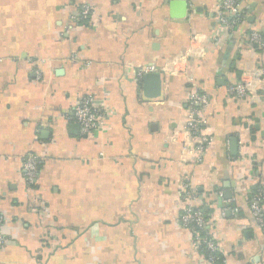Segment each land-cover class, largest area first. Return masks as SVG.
Wrapping results in <instances>:
<instances>
[{
  "label": "crops",
  "instance_id": "1",
  "mask_svg": "<svg viewBox=\"0 0 264 264\" xmlns=\"http://www.w3.org/2000/svg\"><path fill=\"white\" fill-rule=\"evenodd\" d=\"M82 6L93 13L75 20ZM222 11V0H0V264H208L180 221L183 180L224 263L264 264L251 211L264 188V45L249 39L264 37V0H237L232 30ZM150 66L156 97L139 72ZM239 80L253 90L243 98L226 91ZM197 91L212 142L195 162L183 144ZM88 96L102 117L82 134L72 113ZM28 154L41 159L30 186Z\"/></svg>",
  "mask_w": 264,
  "mask_h": 264
},
{
  "label": "built area",
  "instance_id": "2",
  "mask_svg": "<svg viewBox=\"0 0 264 264\" xmlns=\"http://www.w3.org/2000/svg\"><path fill=\"white\" fill-rule=\"evenodd\" d=\"M237 7V0H222V13L219 15L220 23L228 30H232L240 22L241 15L235 13ZM93 10L89 6H82L76 12L75 20L88 19ZM250 41L259 45H264V37L259 32H252L249 36ZM155 71V68L145 67L140 69V74ZM228 94L238 98H243L248 92L253 91L251 82L239 80L233 84H229L226 87ZM190 112L187 122V129L189 133L195 136L194 139L185 141L183 144V154H187L189 157L195 158V162L201 160V155L204 148L212 142V137L205 134H200V128L202 120L200 117V106L207 103V96L202 92H193L189 98ZM102 117V111L100 106L95 102L91 96L85 97L81 102L75 106L72 119L79 125L82 134L92 132L98 127V122ZM184 155V156H185ZM41 163V159L35 154H28L22 162V171L25 182L27 185H32L35 182L38 167ZM195 190L192 188L191 183L188 180L181 182V196L185 204L180 221L183 226L190 228L193 234L194 246L206 255V261L208 264H216L221 260V264H225L224 261L216 255V243L212 236L209 234L206 225L205 217L199 207H195L190 204L195 197ZM264 203V188L259 190L251 203V211L255 220L264 229V213L262 204ZM2 224V218L0 217V227ZM3 242V235L0 231V244ZM204 251H207L204 252Z\"/></svg>",
  "mask_w": 264,
  "mask_h": 264
},
{
  "label": "water",
  "instance_id": "3",
  "mask_svg": "<svg viewBox=\"0 0 264 264\" xmlns=\"http://www.w3.org/2000/svg\"><path fill=\"white\" fill-rule=\"evenodd\" d=\"M173 4H181L184 5V2H177V1H173ZM143 82H144V88L145 90H148L145 92L146 96L149 97H156L160 94V88H161V79H160V75L158 73L155 72H149V73H145L143 75ZM226 198L230 197L229 193H224V195Z\"/></svg>",
  "mask_w": 264,
  "mask_h": 264
},
{
  "label": "trees",
  "instance_id": "4",
  "mask_svg": "<svg viewBox=\"0 0 264 264\" xmlns=\"http://www.w3.org/2000/svg\"><path fill=\"white\" fill-rule=\"evenodd\" d=\"M207 253V251H204ZM216 255L218 256L217 252H216ZM216 264H221V260L219 262H217Z\"/></svg>",
  "mask_w": 264,
  "mask_h": 264
}]
</instances>
